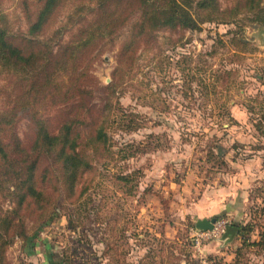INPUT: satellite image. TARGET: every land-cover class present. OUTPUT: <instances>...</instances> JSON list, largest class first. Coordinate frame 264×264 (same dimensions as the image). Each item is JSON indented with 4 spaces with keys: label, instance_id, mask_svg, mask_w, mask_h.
Wrapping results in <instances>:
<instances>
[{
    "label": "rangeland",
    "instance_id": "obj_1",
    "mask_svg": "<svg viewBox=\"0 0 264 264\" xmlns=\"http://www.w3.org/2000/svg\"><path fill=\"white\" fill-rule=\"evenodd\" d=\"M20 1L2 3L15 36L30 18ZM259 6L194 30L156 31L114 87L116 54L136 16L95 49L85 87L92 105L106 108L107 140L88 144L72 192L59 163L45 158L41 196L18 215L20 228L0 231L10 238L0 264H264V0ZM29 120L15 125L25 148L34 139ZM12 207L0 197L2 210ZM203 218L224 228L196 245ZM228 226L237 232L223 238Z\"/></svg>",
    "mask_w": 264,
    "mask_h": 264
},
{
    "label": "trees",
    "instance_id": "obj_2",
    "mask_svg": "<svg viewBox=\"0 0 264 264\" xmlns=\"http://www.w3.org/2000/svg\"><path fill=\"white\" fill-rule=\"evenodd\" d=\"M27 1H20L25 17H30L26 30L15 36L5 26L0 0V73L5 77L4 94L8 92L7 102L0 106V197L14 202L10 211L0 208L4 232L20 228L15 222L18 215L41 196L37 170L45 158L52 155V162L59 163L72 192L79 173L88 166V144L93 149L105 144L107 112L92 105L94 95L85 87V62L95 49L112 43L130 17L136 20L118 48L112 87L137 50L154 43L156 31L194 30L205 22L252 13L261 2L232 0L223 8L218 0H32L33 9L25 12ZM50 113L57 116L53 126ZM24 115L34 131L28 148L15 132ZM9 243L10 238L0 235V251Z\"/></svg>",
    "mask_w": 264,
    "mask_h": 264
},
{
    "label": "water",
    "instance_id": "obj_3",
    "mask_svg": "<svg viewBox=\"0 0 264 264\" xmlns=\"http://www.w3.org/2000/svg\"><path fill=\"white\" fill-rule=\"evenodd\" d=\"M214 218L212 219H206V218H203V219H199V220H196L195 222V228L196 230L198 231H210L213 229V225H214ZM237 232V228L234 227V226H228L226 228V231L223 235V238H227V237H233L234 234Z\"/></svg>",
    "mask_w": 264,
    "mask_h": 264
},
{
    "label": "built area",
    "instance_id": "obj_4",
    "mask_svg": "<svg viewBox=\"0 0 264 264\" xmlns=\"http://www.w3.org/2000/svg\"><path fill=\"white\" fill-rule=\"evenodd\" d=\"M224 224H225V221L222 220L217 225H215L214 223L212 230L206 231V232L202 231L199 234H197L195 238L196 245H199V240L208 239V238L219 235L221 231H223Z\"/></svg>",
    "mask_w": 264,
    "mask_h": 264
}]
</instances>
